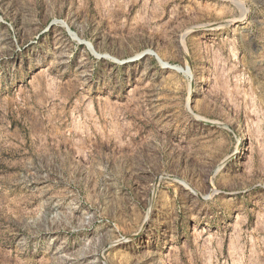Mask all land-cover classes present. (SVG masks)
<instances>
[{
	"label": "rangeland",
	"instance_id": "obj_1",
	"mask_svg": "<svg viewBox=\"0 0 264 264\" xmlns=\"http://www.w3.org/2000/svg\"><path fill=\"white\" fill-rule=\"evenodd\" d=\"M0 264H264V0H0Z\"/></svg>",
	"mask_w": 264,
	"mask_h": 264
}]
</instances>
